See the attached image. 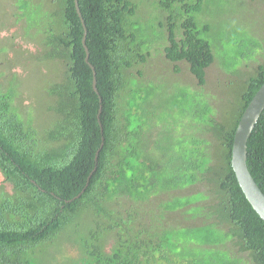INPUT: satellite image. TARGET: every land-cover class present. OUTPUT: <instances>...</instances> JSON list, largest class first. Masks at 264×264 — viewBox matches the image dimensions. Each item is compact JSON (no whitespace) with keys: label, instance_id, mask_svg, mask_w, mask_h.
<instances>
[{"label":"trees","instance_id":"1","mask_svg":"<svg viewBox=\"0 0 264 264\" xmlns=\"http://www.w3.org/2000/svg\"><path fill=\"white\" fill-rule=\"evenodd\" d=\"M6 1L0 264H264V219L232 166L263 43L213 40L235 29L210 18L216 0H78L81 16L75 0ZM247 165L264 193V109Z\"/></svg>","mask_w":264,"mask_h":264},{"label":"rangeland","instance_id":"2","mask_svg":"<svg viewBox=\"0 0 264 264\" xmlns=\"http://www.w3.org/2000/svg\"><path fill=\"white\" fill-rule=\"evenodd\" d=\"M6 0H0V23L3 22L5 25L7 24V21L2 19L1 17L6 11ZM253 3V4H252ZM248 3L246 0H216V4H219L220 7L223 6L222 9H218L214 11L213 14H209L210 18H213V21H218L220 19L222 20H232L234 22V30H232V33H225L223 32L219 26L216 25V31H214V37L220 41L219 44H222L224 47H226L227 43L230 39L232 41H241L245 39H249L252 42H258L263 43L264 45V0H259L256 2ZM219 7V8H220ZM227 21V20H226ZM1 26V24H0ZM221 28V29H220ZM232 29V28H231ZM15 31V28L12 29V32ZM8 33V32H7ZM5 32H2V34H7ZM226 54H231L230 49H225ZM245 57H250L253 55L251 50L248 48L247 52H244ZM233 57V56H232ZM153 67L151 69L153 73L156 71L160 72L159 70H162V67H159L160 64L155 65L152 64ZM183 72L179 76V80L184 84H194L196 83V80L190 75L188 68L186 65L182 64ZM221 70L218 64H214L209 70H208V78L209 83L208 87L209 90L214 86L215 81L218 78H221ZM30 80H27L32 87L31 92L34 91L35 87L38 86L39 82L37 78L30 77ZM195 87V86H194ZM208 90V89H207ZM226 101V99H224ZM224 101V102H225ZM0 174V178H1ZM70 255L74 256L77 254L76 249H69Z\"/></svg>","mask_w":264,"mask_h":264},{"label":"water","instance_id":"3","mask_svg":"<svg viewBox=\"0 0 264 264\" xmlns=\"http://www.w3.org/2000/svg\"><path fill=\"white\" fill-rule=\"evenodd\" d=\"M76 8L78 14L81 16V11L79 8L78 0H75ZM82 18V17H81ZM82 22L85 28V36L83 38V43L86 49V61L89 63L90 67L93 69V87L97 91V78L95 67L89 62V48L86 45V34L87 28ZM264 109V83L256 92L249 105L245 109L241 119L238 123L236 133L234 136V144L232 151V166L236 173L238 182L244 191L247 199L250 201L253 208L257 213L264 219V193L258 186L257 182L253 178L249 167L247 165V142L254 128V125ZM101 112V109L100 111ZM104 140V139H103ZM98 154L96 160H98ZM96 170V169H95Z\"/></svg>","mask_w":264,"mask_h":264}]
</instances>
